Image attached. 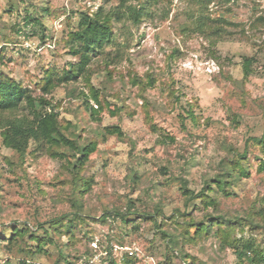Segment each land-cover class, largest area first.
Returning <instances> with one entry per match:
<instances>
[{
	"label": "rangeland",
	"instance_id": "1",
	"mask_svg": "<svg viewBox=\"0 0 264 264\" xmlns=\"http://www.w3.org/2000/svg\"><path fill=\"white\" fill-rule=\"evenodd\" d=\"M209 1L0 0V76L43 98L78 144H97L77 173L78 153L21 156L0 129V264H239L235 244L264 249L252 141L264 135V0ZM96 12L111 42L58 83L81 62L70 33ZM112 126L124 136L105 135ZM182 187L205 196L190 202ZM54 221V243L11 242L15 228L46 237Z\"/></svg>",
	"mask_w": 264,
	"mask_h": 264
},
{
	"label": "trees",
	"instance_id": "2",
	"mask_svg": "<svg viewBox=\"0 0 264 264\" xmlns=\"http://www.w3.org/2000/svg\"><path fill=\"white\" fill-rule=\"evenodd\" d=\"M128 1L129 0H121V5L126 6ZM45 11L46 10H44V12ZM127 14L128 18L134 24L141 22L143 16L141 10L128 6ZM41 22L42 20L40 17H34L32 15L30 19L27 20L29 25H42ZM70 34L73 54L80 56L81 62L77 71L70 70L66 72L63 77L58 79V83H66L75 80L79 73L85 70L86 66L89 64L90 55L98 52V50H103L104 47L111 42L114 33L110 24V19L103 17L100 12H96L93 14H83L76 30L72 31ZM245 62V67L248 71L252 60L246 59ZM54 83L53 77L51 75L48 76L44 90L50 92V89L54 88ZM93 99L98 105L100 104L98 93L93 94ZM88 107L91 112L94 111V108L89 104ZM5 114L9 116L5 117ZM0 129L4 146L16 151L21 156L26 155L31 145L35 146L34 151L36 153L44 152L51 156L62 155L58 153L61 149H68L69 151L78 153L79 157L73 167V170L77 173L88 162L90 154L95 151L97 145L93 142L87 146L78 144L76 140L67 135L66 129L59 120V114L54 111H46L45 100L43 98L33 97L21 84L11 79H4L1 76ZM105 135L123 137L124 132L121 127L112 126L105 128ZM252 141L255 145L260 146L264 153V135L260 138L255 137ZM181 190L184 191V195L188 196V201L190 202L205 196L203 193L196 195L187 187H182ZM121 217L124 218V215ZM212 220L211 218V223ZM214 220L217 225H222V222H224V219L221 217ZM60 224L59 221L47 222L45 225L49 226L48 229H45V226L41 225L40 228L44 230V234L46 235V237L43 238L35 236L30 229L19 230L15 228V232L11 235V242L19 238L24 239V237L29 234L39 245L46 241H48V243H54L50 230L56 231ZM210 230V225L208 226L206 224L204 227H201V229L198 228L199 233H208ZM240 244L234 245L239 264H245L246 262H248V264H264V249H260L255 245ZM38 251L41 252L43 250L41 247H38ZM31 253L33 254V252ZM67 264L71 263L67 262Z\"/></svg>",
	"mask_w": 264,
	"mask_h": 264
}]
</instances>
